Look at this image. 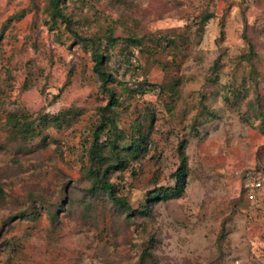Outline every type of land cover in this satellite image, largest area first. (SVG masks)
I'll use <instances>...</instances> for the list:
<instances>
[{
    "label": "rangeland",
    "instance_id": "rangeland-1",
    "mask_svg": "<svg viewBox=\"0 0 264 264\" xmlns=\"http://www.w3.org/2000/svg\"><path fill=\"white\" fill-rule=\"evenodd\" d=\"M62 6L81 35L116 39L102 49L119 150L139 122L151 133L108 175L128 211L100 200L86 212L77 191L110 100L91 46L48 0H0V264H141L146 247L143 264H264V188L249 199L243 181L264 171V0ZM12 116L36 129L16 134ZM181 167V195L154 199L182 186Z\"/></svg>",
    "mask_w": 264,
    "mask_h": 264
},
{
    "label": "trees",
    "instance_id": "trees-1",
    "mask_svg": "<svg viewBox=\"0 0 264 264\" xmlns=\"http://www.w3.org/2000/svg\"><path fill=\"white\" fill-rule=\"evenodd\" d=\"M49 7L53 14V17L57 19V17L63 18L65 23L68 27L72 28L73 22V15L69 14L67 11L64 10L62 6V2L64 0H48ZM73 30V28H72ZM75 31V30H73ZM79 39L84 41L86 46H91V50L93 51V55L95 57V72L97 73L100 80H102V87L105 91H107L110 95L109 104L103 107H100L101 119L98 126L95 128V138L94 143L96 146L93 147V158L94 162H88L85 165L84 173L86 174V183L85 185H80V190L77 193L83 196V208L86 212L92 211L96 206L97 202L102 200L107 204H115L119 206L122 211H128L127 206L128 202L125 197L118 194L115 189L114 184L109 179V173L111 170H119L126 167L128 162L126 156L124 155L122 149H129V146L126 148H122L119 150V142L118 138L123 137L125 135L121 132L118 128L119 122V114L116 112L114 107L119 103V98L117 92L112 86H109V82L112 81V73L111 71L107 70L104 66L105 64V57H107L108 51L102 49V42L104 39L107 41L108 44H114L116 39L112 35H106V37H102L100 34L96 35H81L78 31H75ZM140 40V39H134ZM141 41V40H140ZM145 120V118H144ZM38 121V118L23 121L20 117L12 116L8 120V124H12L14 131L16 134L24 135L27 134L29 131H32L34 128V124ZM153 120H150L152 122ZM152 123H150L151 125ZM263 129H264V115H263ZM120 132V133H119ZM150 126L148 122H139L136 126V130L133 134L131 146L129 149V153L134 155L135 157H140L146 151V145L148 143V139L150 137ZM105 134L108 135L109 147L112 151V157L107 158L101 156L99 150L101 149V144L99 143V139L104 136ZM100 147V148H99ZM184 168L181 167L180 171L178 172L177 181L182 186H177L176 188H158L155 193H153L152 197L154 199H159L160 197H164L168 199L170 197L180 196L183 190L184 185ZM178 184V185H179ZM77 186V184H76ZM78 187V186H77ZM76 193V194H77ZM34 197V195L32 194ZM66 207V204H64ZM122 207V208H121ZM143 213H146L143 211ZM18 216L24 217L23 211H20ZM26 216L30 217V213ZM33 217H38L35 213ZM151 251L146 247L141 255V264L143 261L149 256ZM143 260V261H142Z\"/></svg>",
    "mask_w": 264,
    "mask_h": 264
},
{
    "label": "built area",
    "instance_id": "built-area-1",
    "mask_svg": "<svg viewBox=\"0 0 264 264\" xmlns=\"http://www.w3.org/2000/svg\"><path fill=\"white\" fill-rule=\"evenodd\" d=\"M244 189L249 199H256L257 194L264 188V171L248 169L243 174Z\"/></svg>",
    "mask_w": 264,
    "mask_h": 264
}]
</instances>
